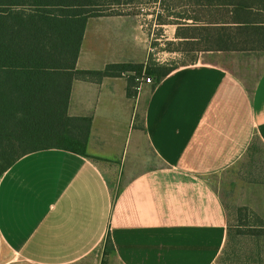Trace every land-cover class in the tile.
I'll return each mask as SVG.
<instances>
[{"label":"crops","instance_id":"obj_1","mask_svg":"<svg viewBox=\"0 0 264 264\" xmlns=\"http://www.w3.org/2000/svg\"><path fill=\"white\" fill-rule=\"evenodd\" d=\"M184 4L178 19L152 3L148 25L141 12L88 19L76 69L145 67L156 45L204 25L190 12L198 6ZM194 53L152 90L133 83L129 96V74L72 82L67 114L91 119L86 153L99 160L42 150L0 176V264H100L107 235L108 264H216L227 198L209 180L254 140L264 147V67L249 84L237 68L250 54ZM251 207L264 223V206Z\"/></svg>","mask_w":264,"mask_h":264},{"label":"trees","instance_id":"obj_2","mask_svg":"<svg viewBox=\"0 0 264 264\" xmlns=\"http://www.w3.org/2000/svg\"><path fill=\"white\" fill-rule=\"evenodd\" d=\"M133 1L0 0V176L20 157L42 150L58 149L99 160L86 153L91 119L67 114L74 80L99 83L129 74V96V88L138 78L131 73L150 78L152 90L176 67L124 63L101 70L76 69L88 19L133 14L122 10ZM142 1L158 3L178 19H184L176 12L184 3L198 6L188 8L199 14L204 25L176 32L181 39L176 45L179 53H264V0H178L179 4L169 8L165 0ZM258 146L264 149L254 140L245 154L258 151ZM232 238L228 226L226 247L216 264L229 260ZM113 253L107 235L100 264H108L107 257Z\"/></svg>","mask_w":264,"mask_h":264},{"label":"rangeland","instance_id":"obj_3","mask_svg":"<svg viewBox=\"0 0 264 264\" xmlns=\"http://www.w3.org/2000/svg\"><path fill=\"white\" fill-rule=\"evenodd\" d=\"M165 1L167 8L171 4L177 5V3H180L178 0ZM27 8L23 7L25 10ZM151 8L152 5L148 2L143 3L142 0H134L129 7L122 8V10L133 13L141 12L140 20L142 24L148 25L151 17L147 16L151 12ZM161 11L162 16H164L167 9L164 11L161 9ZM148 27L144 28L148 29ZM153 33L158 35L161 32L155 30ZM176 47V45H165L163 47L156 45L155 49L148 53L145 58L146 65L162 63L166 66H176L195 60V51L183 54L178 52L173 56L161 53L164 49L168 51V48L176 51ZM142 52H144L143 48ZM247 54L250 55L244 57L237 69L243 79L251 84L264 67V53L252 52ZM162 60L165 61L162 62ZM130 76H133V78L141 77L134 73H131ZM209 181L216 191L227 198V202L224 203L233 238L228 248L229 260L222 264H264V223L254 214L251 207L252 205L264 206V149L258 146V151L245 154L232 167L212 176ZM90 260L89 258L80 264H90Z\"/></svg>","mask_w":264,"mask_h":264},{"label":"built area","instance_id":"obj_4","mask_svg":"<svg viewBox=\"0 0 264 264\" xmlns=\"http://www.w3.org/2000/svg\"><path fill=\"white\" fill-rule=\"evenodd\" d=\"M135 81L137 82V86L135 87V90H136L137 92L140 91V89H141V84H142V83H145V84H151V80H150V78H143V77H141V78H136Z\"/></svg>","mask_w":264,"mask_h":264}]
</instances>
